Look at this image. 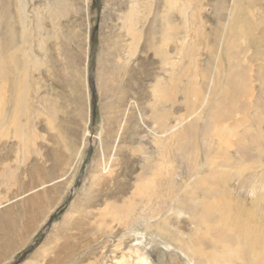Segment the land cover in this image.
Instances as JSON below:
<instances>
[{
  "label": "rangeland",
  "instance_id": "obj_1",
  "mask_svg": "<svg viewBox=\"0 0 264 264\" xmlns=\"http://www.w3.org/2000/svg\"><path fill=\"white\" fill-rule=\"evenodd\" d=\"M237 1L0 0V264H199L160 236L197 182L264 224V0Z\"/></svg>",
  "mask_w": 264,
  "mask_h": 264
},
{
  "label": "bare ground",
  "instance_id": "obj_2",
  "mask_svg": "<svg viewBox=\"0 0 264 264\" xmlns=\"http://www.w3.org/2000/svg\"><path fill=\"white\" fill-rule=\"evenodd\" d=\"M254 1L256 0H250L248 5L253 6ZM262 30L264 31V29ZM181 185L146 184L145 190L152 194L165 191L168 200H171V196L178 195L177 192ZM146 191L140 190L138 195L141 196L142 194L143 197H146ZM180 191L178 200L169 208L176 212L187 213L188 218L185 221L191 225L187 239L177 237L180 235L181 228H176V231L173 232L175 233L174 237L170 230L161 228L164 232L158 231L160 236H164V239L171 244L175 242V247L184 251L190 260L199 264H203V262L205 264H233L234 259H240L242 264H264V224H256L248 220V216L247 219L243 218L247 209L244 207L245 204L237 199L236 191L225 184L208 187L200 182ZM4 237L6 238L1 242L7 244L5 240L11 237V234H6ZM260 244L262 245V252L257 256L255 248Z\"/></svg>",
  "mask_w": 264,
  "mask_h": 264
}]
</instances>
